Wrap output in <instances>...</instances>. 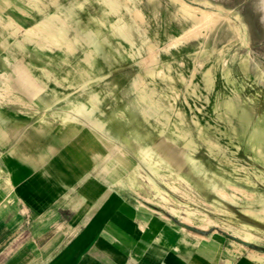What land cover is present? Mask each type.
<instances>
[{
    "label": "rangeland",
    "instance_id": "374dc122",
    "mask_svg": "<svg viewBox=\"0 0 264 264\" xmlns=\"http://www.w3.org/2000/svg\"><path fill=\"white\" fill-rule=\"evenodd\" d=\"M57 1L44 0L41 11L29 0H0V72L14 79L17 93L33 106L8 102L0 109V133L15 136L28 128L15 152L49 163L26 190L35 188L30 184L34 178L50 177L58 187L35 212L59 206L58 212L44 214L55 217L47 221L31 213V201L19 194L22 188H14L19 200L1 192L0 217L12 218L16 211L19 219L10 238L8 226L0 224V250H7L0 264H148L153 238L161 239L157 247L167 264H259L251 262L264 254V24L256 10L259 0H233L230 7L210 0L226 6L231 16L240 14L250 44L226 22L204 31L202 38L179 41L190 21L173 0L123 1L117 14L101 0ZM184 1L204 7L201 0ZM136 8L143 18H136ZM46 13H58L68 22L74 51H42L24 42L25 31ZM119 19L134 24L131 41L118 34L114 24ZM10 20L21 27L17 36L6 27ZM150 48L157 59L152 60ZM82 107L83 115H77ZM68 113L74 118L67 121ZM22 179L18 175L17 183ZM3 185L0 180V189ZM8 201L17 208L5 209ZM105 204L114 206L105 224L87 226L97 210V221L105 215ZM174 208L181 216L186 210L203 212L213 223L206 231L183 224ZM77 214V224L70 223ZM56 220L66 229L60 232ZM145 220L147 231L140 232ZM244 224L254 228L258 241L245 243L228 228ZM182 229L208 241L197 250L173 252ZM85 231L97 241L80 244Z\"/></svg>",
    "mask_w": 264,
    "mask_h": 264
},
{
    "label": "bare ground",
    "instance_id": "6f19581e",
    "mask_svg": "<svg viewBox=\"0 0 264 264\" xmlns=\"http://www.w3.org/2000/svg\"><path fill=\"white\" fill-rule=\"evenodd\" d=\"M29 1L33 2L35 4V6L37 8H39L41 11L46 7V3L44 2V0H29ZM101 1L103 2V4H105L109 8V10H110L111 13H116V14L123 7V1L129 2V3L133 2L136 5L135 0H101ZM173 1H176V2H179L180 3L181 10H182V14L184 15V17L188 21H190V28H189V30L186 31V33H184V35L179 39V41L180 40H188L190 38L191 39L192 38H197L199 36L201 37V35L203 36L204 31H206V32H208L209 30L212 31L218 25H221V24H223V23L226 22L234 30L235 35L239 39H241L244 43H247V44H250L251 43V37L249 35L248 27L242 21V18H241V16H240L239 13H236L235 14L233 12L234 13L233 14L234 17H233L230 14L231 13L230 10L226 6L220 5V4L213 5V3L210 0H201V3H202L201 5L204 6L203 8H201L199 6L198 7L197 6H194L193 4H189V3L185 2L184 0H173ZM213 1L222 2V3H228L229 7H230V4H231V6L233 4V0H213ZM51 2L53 4H55V5L58 3L57 0H51ZM254 5H256V4L253 3V6ZM248 6H250V5H248ZM126 8L128 10H130L128 8V6H126ZM249 8H248V10H249ZM256 8H257L256 10H258L260 12L261 20H262V22L264 24V0H259V2L256 5ZM252 10H253V8H252ZM251 13H253V12H251ZM111 15H113V14H111ZM135 15H136V18H143L141 12L137 8L135 10ZM258 15L259 14H257V17H258ZM254 16H255V14H254ZM233 18H235V19H233ZM258 19H259V17H258ZM255 20H257V19H255ZM251 24H252V22H251ZM256 24H258V23L256 22ZM114 25H115V27L117 29L118 34L121 37L125 38L126 40H130V37L132 36V30H133V27L132 26H134L133 23H132V25H129L127 23H124L122 21V19H119L118 22H117V24H114ZM6 27H7L8 30H11L12 31V34L14 36H17L20 33V30H21V27L20 26H16L11 20L8 21V23L6 24ZM259 27H260V25H259ZM257 28L258 27H256V29ZM258 29H260V28H258ZM137 31L139 32L140 29H138ZM135 32H136V30H135ZM253 33H255V32H253ZM136 36H137V34H136ZM211 36L214 37V34L211 35ZM222 36H221V38H222ZM257 37H258V35H257ZM23 39H24V42L27 45L36 47V48H38V49H40L42 51H55V50H69V51H74L75 50L74 42H73V40L70 37V26H69L68 22L66 20H64L61 17V15L58 14V13H46L44 19L40 23H38L34 29H27L25 31V33L23 34ZM185 43H186V41H185ZM133 45H134V43H133ZM149 53H151V55L153 56L152 57V60L157 59L156 58L155 51H154V48H150V52ZM150 58H149V61H150ZM19 61H20V59H19ZM145 63H146V61H145ZM45 75H46V77L48 79L51 78L48 73H45ZM0 79H3L4 80V85H3L2 88H0V107H3L5 105H7L8 102H14V103H16L18 105H21L23 107H26V108H29V107L32 108L33 107L31 104L28 103L29 101L26 102L21 97V95H19L17 93V91L14 88V79L11 76L4 75L3 73L0 72ZM13 99H14V101H13ZM96 101H97L96 97H93L91 99V102H92V105H93L92 112L96 109ZM84 110H85V107L77 108L75 110V112H77V115H83ZM92 112L89 113V114H92ZM72 118H74V116L72 114H70V113L65 114V116H64V119L67 120V121L70 120V119H72ZM101 136H103V135H101ZM160 140H162V139H160ZM152 141H153V139H152ZM161 146H164V145H161ZM166 152H167V149H166ZM166 152L164 154H166ZM176 154H177V152H176ZM145 155L149 156L150 155L149 154V151H146ZM159 155H160V153H159ZM176 156H179V155H176ZM176 156H175V158H176ZM171 157H172V155H171ZM169 164H170V162H169ZM150 169H151V171L153 173H156V170H155V168L152 165H150ZM176 169H177V167H176ZM0 179L1 180L3 179V177H2L1 174H0ZM6 181L11 186H13V183H12V179L11 178L8 177L6 179ZM233 190H235L237 192H242L243 191L242 189L237 188V187H234ZM217 192H218V194H220L221 196H223L226 199H232L233 198V196H231L232 194L229 195L223 189H217ZM115 194L121 196V191L120 190H117V191H115ZM157 194L159 196H161V198L164 199V196L159 191L157 192ZM109 196H108V198H109ZM108 198L106 200H108ZM105 201L103 203H105ZM136 209L137 210L140 209L139 205L136 206ZM172 212L174 214L179 215L181 217V219L183 221V224L192 225V226H195V227H197V228H199L201 230H205V231L208 230L209 226L213 223V221L209 218L208 215H206V214H204L203 212H200V211L195 212V211H192V210H186L184 216H181V214L178 213L175 210V208L172 209ZM66 226L60 224V226L58 227V230L61 232V231H63V230L66 229ZM148 226H149V220L142 221L140 223V225H139V231L140 232H146ZM228 228H230L234 232V234H236L237 236L241 237V239L245 243L251 244V243L256 242V241H258L260 239V237L254 233V228L252 226H249V225H245L244 224V226H242L241 228H233V227H228ZM87 238H88L87 235L82 234L81 237H80L79 243L80 244H83L87 240ZM207 241H208V237H206V236H203L201 234H191V233L187 232L186 229H182V231H181V238L179 239L178 243L171 250L173 252H176L178 254H181L182 251H183V249H187L188 251H192L194 249L197 250L199 248V246L205 244V242H207ZM160 242H161V239L160 238H153L152 239V243H153L154 246H153L152 250L148 253V255L146 257L147 260H148L147 261L148 264H167L166 262H162V255L164 254V251L163 250H160L162 248L157 247V245L160 244ZM241 246L242 245H240V247ZM238 250L241 251V249H238ZM134 262H135V264H137V261H134ZM252 262L259 263V264L263 263L264 262V254H262V255L261 254H257L256 255V259L253 260ZM90 264H92L91 261H90Z\"/></svg>",
    "mask_w": 264,
    "mask_h": 264
},
{
    "label": "crops",
    "instance_id": "0c3cea01",
    "mask_svg": "<svg viewBox=\"0 0 264 264\" xmlns=\"http://www.w3.org/2000/svg\"><path fill=\"white\" fill-rule=\"evenodd\" d=\"M0 109L4 110V106L0 107ZM27 129L28 128L21 129V131H19V133H17L15 136H13V134L0 133V136H2V140L0 141V174L3 177V179L2 180L0 179V180L4 182V185H3L4 188L0 189V193L6 192V193L10 194L9 196L11 198H17L19 200L18 196L16 195V192L14 191V188H17V189L22 188L21 193H19V194L24 199L31 201V207L34 210V211H31V213H35V214L39 215L40 219H43V220L45 219L47 221H50V220H52V218L55 219V217H52V215L43 217L44 214L45 213L48 214V212H50V211H53V212H51V214L58 212L59 206L56 207V209H55V207L51 206L52 205L51 204L49 207H47L41 213H38L35 211L41 210V208L44 207L46 202L53 195L54 191H56V189L58 187V183L54 182L55 180H53V179H52V181H51V179H49L50 177H48V176L50 175V173L48 172L49 175L47 174V177H48L47 181L43 180L41 175L39 177L34 178V180H32V183H30V184L34 185L35 188H33L31 192H28L26 190L27 187H25V185L29 181H31V179L34 176H36L42 169H44V170L46 169L45 168L46 164H48L49 162L46 164H43V163L41 164L40 163L41 161L34 160L31 156L20 155L19 153L15 152L16 149L18 148V146L21 144L23 136L26 133ZM32 166H34V167L31 168ZM48 168H49V166H48ZM71 173H72V176L74 177L73 180H78L80 178V175L75 174L73 171ZM18 175L24 177V179H22V181H19L17 183L16 179H17ZM8 177L12 179L13 186H11L6 181V179ZM43 185H46L47 187L43 189L42 188ZM29 193H31V197L28 196V195H30ZM63 194H65V192ZM63 194L61 196H63ZM60 197H58L56 200H59ZM107 205L108 204H105V207H104L105 212H106L105 215L103 217L98 218V221H97V219H96V215L98 213V211H97V213L92 218V221L89 222L87 226H90V224L96 223V222H98V225H100L98 227H101L105 224V222L108 220V218L114 212L113 211L114 206L111 205L109 208H107L108 207ZM4 208L10 209V210L11 209L15 210L17 208V204L15 201H8L7 204L4 206ZM16 215L17 214L15 211L14 216L12 218L9 217L8 219H4L5 217H3V216L0 217V224H4V225L8 226V228H7L8 229V237L7 238H10V236L13 234L11 227L13 225H15L17 223V220L19 219ZM28 218H30V217H28ZM79 218H80V216H79V214H77L69 222L77 224ZM27 222L30 223V220L29 221L27 220ZM54 223L61 224V222H58L57 220ZM68 226H70V224H68ZM26 232H27V234L24 238H26L27 235L29 236L30 230H27ZM83 234L87 235V237H88L84 243L89 242L88 245H90L93 242L97 241L95 238L89 236V233L87 231H85ZM80 237H79V240H80ZM6 251L7 250H0V258L2 256H5ZM231 257L237 258L234 255H232Z\"/></svg>",
    "mask_w": 264,
    "mask_h": 264
}]
</instances>
